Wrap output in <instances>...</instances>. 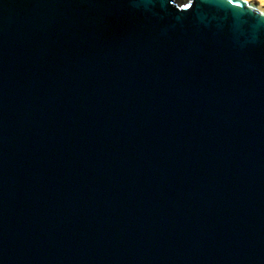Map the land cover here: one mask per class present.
Returning a JSON list of instances; mask_svg holds the SVG:
<instances>
[{
    "label": "water",
    "instance_id": "1",
    "mask_svg": "<svg viewBox=\"0 0 264 264\" xmlns=\"http://www.w3.org/2000/svg\"><path fill=\"white\" fill-rule=\"evenodd\" d=\"M262 13L0 0V264H264Z\"/></svg>",
    "mask_w": 264,
    "mask_h": 264
},
{
    "label": "snow or ice",
    "instance_id": "2",
    "mask_svg": "<svg viewBox=\"0 0 264 264\" xmlns=\"http://www.w3.org/2000/svg\"><path fill=\"white\" fill-rule=\"evenodd\" d=\"M232 2H233V0H229V3H232ZM262 2H264V0H262ZM184 7L187 8V7H189V5L186 4V5H184ZM262 15H264V13H262Z\"/></svg>",
    "mask_w": 264,
    "mask_h": 264
},
{
    "label": "bare ground",
    "instance_id": "3",
    "mask_svg": "<svg viewBox=\"0 0 264 264\" xmlns=\"http://www.w3.org/2000/svg\"><path fill=\"white\" fill-rule=\"evenodd\" d=\"M259 2H261L264 5V2H262V0H258Z\"/></svg>",
    "mask_w": 264,
    "mask_h": 264
}]
</instances>
